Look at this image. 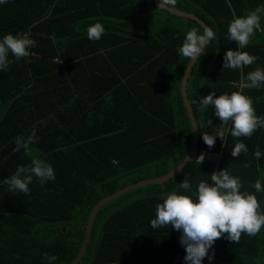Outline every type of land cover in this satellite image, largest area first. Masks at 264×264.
I'll list each match as a JSON object with an SVG mask.
<instances>
[{
  "label": "trees",
  "instance_id": "obj_1",
  "mask_svg": "<svg viewBox=\"0 0 264 264\" xmlns=\"http://www.w3.org/2000/svg\"><path fill=\"white\" fill-rule=\"evenodd\" d=\"M157 6L156 0H8L0 5V37L28 33L35 41L28 57L17 61L10 55L8 68L0 72V264H48L45 254L56 257L52 264H73L98 202L130 184L170 173L189 154L194 135L182 81L190 61L177 49L189 30L202 33L204 26ZM173 6L216 32L187 84L199 127L197 153L164 184L139 186L104 204L78 264H175L185 256L180 233L151 226L167 193L179 190L183 180L195 190L223 168L239 176L247 190L258 179L264 185V128L250 137L229 132L209 148L203 133L213 134L221 125L213 107L201 111L199 105L209 92L237 91L244 75L264 68V31H256L244 50L258 59L242 71L223 69L226 51L237 47L228 38L229 22L264 9V0H176ZM96 22L105 32L92 41L87 30ZM244 91L256 114L264 116V87ZM33 130L38 140L32 150L53 165L55 179L43 186L34 180L28 194L12 193L4 181L30 163L23 150L13 151L15 141ZM240 141L248 151L233 157ZM257 150L260 159L254 156ZM209 154H217V160ZM213 247V262L264 264V227L254 236L242 233L238 242L222 236Z\"/></svg>",
  "mask_w": 264,
  "mask_h": 264
},
{
  "label": "clouds",
  "instance_id": "obj_2",
  "mask_svg": "<svg viewBox=\"0 0 264 264\" xmlns=\"http://www.w3.org/2000/svg\"><path fill=\"white\" fill-rule=\"evenodd\" d=\"M6 3L8 0H0V5ZM175 4L176 0H159L157 8L164 10ZM262 13L264 9L258 8L229 22L228 38L237 47L226 51L223 69L242 71L258 59L244 49L256 31H264L261 26ZM104 32L103 24L96 22L89 26L87 36L89 40L98 41ZM215 38L213 28L204 27L202 33L192 28L185 34L182 46L177 51L189 61H196L208 42ZM34 44L28 33L9 32L0 37V72L8 68L10 55L17 61L28 57ZM261 87H264V68L257 67L242 77L237 91L219 95L209 92L200 98L201 111L213 107L221 125L215 128L213 134L203 133V140L209 148L214 146L217 137L223 141L229 132L236 138L250 137L258 128H264V116L256 114L252 98L244 91L246 88ZM212 123V120H208L209 125ZM37 140L33 130L30 135L20 136L15 141L13 151L23 150L30 163L28 166H18L4 181L12 193L28 194L34 180L43 186L55 179L53 165L32 150L31 146ZM247 151L246 144L240 141L233 147L231 155L238 157L241 152ZM254 156L260 159L262 153L257 150ZM199 159L203 161L204 156L201 155ZM250 187L252 190L245 189L241 178L225 168L201 180L195 190L190 181L183 180L178 185L179 190L167 193L162 202L156 205L151 226L154 229L171 226L180 233L179 242L185 249V264H204L205 258L212 264L215 255L213 246L217 239L225 236L232 242H238L242 233L254 236L264 227V185L258 179ZM45 260L52 264L56 257L45 254Z\"/></svg>",
  "mask_w": 264,
  "mask_h": 264
},
{
  "label": "water",
  "instance_id": "obj_3",
  "mask_svg": "<svg viewBox=\"0 0 264 264\" xmlns=\"http://www.w3.org/2000/svg\"><path fill=\"white\" fill-rule=\"evenodd\" d=\"M156 2L159 3V0H156ZM167 10H169L171 13H174V14H176L178 16H184V17H188V18L195 19L200 24H202L204 27H209L207 25V23L203 19L197 17L196 15H194L192 13H188V12H186L184 10H181V9H179L177 7H174V6H170ZM195 62L196 61H190L189 62V65H188V67H187V69L185 71L184 78H183V81H182V94H183V99H184L185 105L187 107V110L189 112V115L191 117L192 126H193V135H194V138H193V146H192L189 154L181 162V164L179 166L174 167L173 170L170 173H168L166 175H163L161 177H155V178L145 179V180H141L139 182H135L133 184H130L127 187L119 190L118 192L104 197L100 202H98V204L95 206V208H94V210L92 212V215H91V218H90L89 223L86 225V227H87V236H86L85 244H84V246H83L80 254L78 255L77 259L74 261L73 264H78L82 260L84 254H85V252L87 250L89 241L91 239L94 219H95V217H96L99 209L104 204H106L107 202L111 201L112 199H114V198L120 196L121 194H123V193H125V192H127L129 190H132V189H134L136 187L143 186V185H147V184L154 183V182H160V183L164 184V182L166 180H168L172 176H175L176 174H178L184 168V166L190 160H192L194 158V156L196 155L197 148H198V142H199V127H198V123H197L196 118H195L194 108L192 107V105L190 103V100L188 98V94H187L188 79H189V76L191 74V71H192V68H193ZM181 167H183V168H181Z\"/></svg>",
  "mask_w": 264,
  "mask_h": 264
},
{
  "label": "rangeland",
  "instance_id": "obj_4",
  "mask_svg": "<svg viewBox=\"0 0 264 264\" xmlns=\"http://www.w3.org/2000/svg\"><path fill=\"white\" fill-rule=\"evenodd\" d=\"M178 16V15H177ZM186 19H181V22H182V24L184 25V26H187L188 25V22L187 21H185ZM200 155H202V153L200 154ZM199 155V156H200ZM207 158L208 159H215V160H217V158H218V155L217 154H209L208 156H207ZM204 264H209V262H204ZM212 264H221V263H218V262H212Z\"/></svg>",
  "mask_w": 264,
  "mask_h": 264
},
{
  "label": "crops",
  "instance_id": "obj_5",
  "mask_svg": "<svg viewBox=\"0 0 264 264\" xmlns=\"http://www.w3.org/2000/svg\"><path fill=\"white\" fill-rule=\"evenodd\" d=\"M152 3V2H151ZM150 3V4H151ZM150 6H152V5H150ZM147 14V13H146ZM147 16H149V14H147ZM178 264H185V262L183 261V259H181L180 261H179V263Z\"/></svg>",
  "mask_w": 264,
  "mask_h": 264
},
{
  "label": "built area",
  "instance_id": "obj_6",
  "mask_svg": "<svg viewBox=\"0 0 264 264\" xmlns=\"http://www.w3.org/2000/svg\"><path fill=\"white\" fill-rule=\"evenodd\" d=\"M235 84H237V83H235ZM177 258H178V256H177ZM179 261V259H177V261H176V263L175 264H177V262Z\"/></svg>",
  "mask_w": 264,
  "mask_h": 264
}]
</instances>
